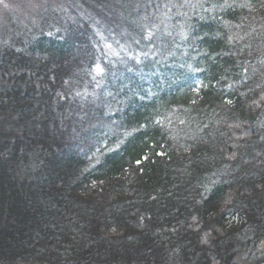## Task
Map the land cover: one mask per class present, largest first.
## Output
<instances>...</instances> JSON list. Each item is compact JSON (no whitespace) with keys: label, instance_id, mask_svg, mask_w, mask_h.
I'll return each mask as SVG.
<instances>
[{"label":"trees","instance_id":"trees-1","mask_svg":"<svg viewBox=\"0 0 264 264\" xmlns=\"http://www.w3.org/2000/svg\"><path fill=\"white\" fill-rule=\"evenodd\" d=\"M56 4L0 30V264H264V0Z\"/></svg>","mask_w":264,"mask_h":264},{"label":"rangeland","instance_id":"rangeland-1","mask_svg":"<svg viewBox=\"0 0 264 264\" xmlns=\"http://www.w3.org/2000/svg\"><path fill=\"white\" fill-rule=\"evenodd\" d=\"M56 3L57 0H0V30L3 28L12 29L11 23H16V28L20 30L17 34L24 37L27 35L25 30L32 31L29 23L35 21L38 13L47 11L50 6L52 9L57 8L58 4ZM104 50L110 51L109 44H104ZM97 69L100 71V67Z\"/></svg>","mask_w":264,"mask_h":264}]
</instances>
